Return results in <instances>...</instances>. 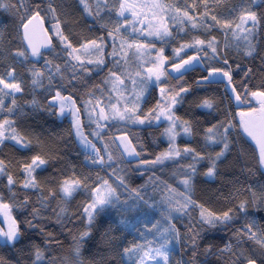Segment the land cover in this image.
<instances>
[{"label": "snow or ice", "instance_id": "snow-or-ice-1", "mask_svg": "<svg viewBox=\"0 0 264 264\" xmlns=\"http://www.w3.org/2000/svg\"><path fill=\"white\" fill-rule=\"evenodd\" d=\"M0 9V264H264V0Z\"/></svg>", "mask_w": 264, "mask_h": 264}, {"label": "trees", "instance_id": "trees-1", "mask_svg": "<svg viewBox=\"0 0 264 264\" xmlns=\"http://www.w3.org/2000/svg\"><path fill=\"white\" fill-rule=\"evenodd\" d=\"M13 20V17L10 13L5 12L3 9H0V27H3L4 25H11ZM139 183V181L137 182Z\"/></svg>", "mask_w": 264, "mask_h": 264}]
</instances>
